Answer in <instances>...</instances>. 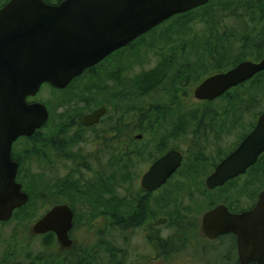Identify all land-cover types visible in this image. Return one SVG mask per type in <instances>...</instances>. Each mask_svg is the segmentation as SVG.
Segmentation results:
<instances>
[{
	"label": "water",
	"instance_id": "95a60500",
	"mask_svg": "<svg viewBox=\"0 0 264 264\" xmlns=\"http://www.w3.org/2000/svg\"><path fill=\"white\" fill-rule=\"evenodd\" d=\"M208 0H8L0 7V222L29 200L16 181L13 142L31 135L46 123L49 110L41 102H28L41 85L63 89L85 69L170 17L190 11ZM264 71V56L243 60L224 72L206 77L194 89L197 100H213ZM106 107L82 117L86 125L97 123ZM264 152V112L254 128L225 156L207 177L209 188L223 185L244 173ZM181 153L170 150L158 158L142 177V186L153 190L180 166ZM73 211L66 204L52 206L31 226L33 235L55 234L61 248H69ZM218 219V229L211 225ZM209 237L232 231L238 236L239 264H264V189L255 206L230 214L218 205L203 218Z\"/></svg>",
	"mask_w": 264,
	"mask_h": 264
},
{
	"label": "rangeland",
	"instance_id": "374dc122",
	"mask_svg": "<svg viewBox=\"0 0 264 264\" xmlns=\"http://www.w3.org/2000/svg\"><path fill=\"white\" fill-rule=\"evenodd\" d=\"M4 1L0 0V6ZM48 1L56 3L57 0ZM235 2V0H225V7L228 8L224 12H216L219 23L218 30H215L213 35L209 33L204 34V22H195L197 18L195 17L193 20L191 15L176 20L171 19L141 37L132 47L121 51L115 56L108 57L104 63L96 66L95 71L91 75H82L62 91H53L50 86L43 85L32 99L47 106L50 112L48 121L50 125L54 123H66L67 114L80 113L92 109L99 104H104L110 109L109 120L106 124H113L117 120V117H120L119 119L125 125H129L133 122V119H137V115L140 112L146 111V108L149 110L152 107H168L171 110L178 108L177 116H165V113H159L155 117V121L157 122L154 123L153 128L146 132L139 143L137 142L133 145L131 149H136V151L141 150V155H138V158H133L132 171L141 173L148 167L152 157L155 158L160 155L157 144L161 139L167 145V149L175 146L184 151L186 153L185 162L189 163V165L192 162L193 155L196 156L198 154V146L203 148V154L206 155L208 161L212 159L217 161L240 142L241 136L246 134L256 121V117H258L257 113L262 112L264 109V74L257 76L253 84L259 85L251 89L253 90L252 94L254 98L248 112H244L242 115L237 112L228 113L219 126H214L215 128L213 129L218 132H212L207 127L204 130L205 139H196L192 132L198 119H191V116L186 117V115L196 110V113H199L202 102H198L194 98L193 90L205 77L213 74L214 71H210L209 65L205 64L206 66L204 65L201 69L199 68V76H196V78L192 77L188 81H184L183 79L178 80L176 71H178V68L180 71L183 69V63H190L191 68H196L198 71V68L195 66L196 57L190 51L185 50V44L194 37H198L196 46L199 49L203 36L211 38L218 43L217 49H220L219 47L226 45L227 37L223 36V34H226L232 38L233 42V50L230 53V57H243L244 55L246 57L244 60L256 61L260 59V54L264 53V31H260L257 35L254 28L256 20L260 17V11L259 9L255 10V16L252 19H249L247 14L241 15L246 19H237L230 12V8ZM260 18H262L263 22L264 18ZM188 22L193 23L191 33L187 37L185 35L179 38L176 30L172 28L174 26L183 28ZM255 35L257 37L252 40V37ZM248 39L251 40L247 47L244 46V43ZM257 41H260L261 44L255 45ZM240 47L245 49H240ZM204 51L209 56L211 47L205 48ZM201 55L203 53L199 57ZM164 57H168L170 61H164ZM159 63H171V67L168 69V78L161 83L156 91L139 97L134 91L133 81H135L139 74L149 71ZM224 64L226 63L223 60L222 65ZM230 68L232 66L227 67L226 70ZM115 70L119 72L116 73ZM116 79L121 81L119 85ZM172 96L175 97L174 101L170 100L167 102L165 100L167 97L171 98ZM248 96L247 93H243L245 103L247 99H250ZM222 103L221 101H215L211 104V107L221 110ZM123 113H128L129 116L127 117ZM125 118L126 120H124ZM176 118L184 121L185 132L180 135L176 133V137H169L170 131L175 130V126L172 124H175ZM204 123L208 124L207 118H204ZM16 147L23 156L24 162L19 171V180L23 183L25 189L33 194V200L26 209L20 210L6 223L0 224V264H2L5 257L9 258L8 264L12 262H17L18 264H37V255L42 253L44 248L41 244L40 235L34 237L30 229L32 224L47 211L45 209L49 207L48 203L52 199L50 195L54 192V190L49 188L48 192H46L49 195L48 197L45 196L46 194L39 193L37 183L41 185L45 182L50 185V179L53 178L54 174L51 173L49 167L45 168L43 175L37 171L38 159L33 156L31 148H29L30 144L20 141ZM26 148L29 149V153L24 155L23 150ZM107 159L106 155V165ZM208 170L209 166L207 165ZM107 171H109L108 168ZM63 173L64 171L61 170L58 172V175ZM250 177L253 178L252 175ZM37 178L39 182H37ZM202 178L204 177H198L195 184L187 181V189L193 193L191 197L195 201L200 196L195 185H198V182L201 183ZM239 181L227 186L224 190L218 191V201L226 199L228 195H231L238 188ZM34 184L36 185L35 188L32 187ZM261 184H264V181H254L248 187V191L244 193V196H239V206L242 204H252L258 191L263 186ZM132 186L127 187V189L129 191L132 190ZM121 196H125L124 193H121ZM70 197L73 207L75 206L76 209L75 225L72 231L74 246L70 248L71 255L70 253L66 254L69 259L63 264H138L142 256L150 255L149 241L146 242L141 235L142 231L140 229L137 232L135 230L118 231L114 226H110V223L104 225L100 221L101 218L100 220L98 218L99 212L85 206L84 203L78 201L79 198L75 195H71ZM206 203L207 201H204L201 207L206 206ZM187 204L190 205L189 202H185V205ZM43 205H46V207H43ZM109 206L107 205V207ZM166 213L170 212L167 211ZM196 215V211L192 212L193 218ZM160 230L165 236L172 235L173 233V229L166 226H160ZM74 253L75 255L73 256ZM119 259L121 262H119ZM145 262H147L146 264L153 263V261L151 263L150 261Z\"/></svg>",
	"mask_w": 264,
	"mask_h": 264
},
{
	"label": "flooded vegetation",
	"instance_id": "af4514ba",
	"mask_svg": "<svg viewBox=\"0 0 264 264\" xmlns=\"http://www.w3.org/2000/svg\"><path fill=\"white\" fill-rule=\"evenodd\" d=\"M60 1L61 0H57L56 3ZM48 3L51 2L48 1ZM203 5H200L196 8H199ZM172 17L155 26L148 32L140 35L125 46L115 50L95 66L85 69L84 72L88 69L90 70L91 68H93L95 71L96 66L104 63L108 57H111L112 55L115 56L121 51L132 47L137 43V40L141 39V37L147 35L153 29L157 28L163 23L169 21ZM178 70L180 71V69ZM224 71L227 70L217 71L213 74ZM71 82L68 84V86L71 84ZM120 83L121 81L117 82L118 85ZM43 85L55 88L48 83H44ZM43 85H41V87ZM219 97L210 100V102L215 101ZM27 101L37 102L33 101L32 97H28ZM197 101L202 103L209 102L207 100ZM99 107H106V112L100 117L99 121L90 125L83 124V115L89 114ZM262 112H260L258 116ZM159 113H165V116H177L178 108L173 110L168 109V107H152L150 110L146 108V111L140 112L137 115V119H133V122L128 126H132L133 129L137 126H143L144 130L148 132L149 129L151 130L153 128L154 123L157 122L155 121V117H157ZM195 114L200 115V113ZM109 115L110 109L104 104H99L92 109H88L80 113L67 114L66 123H54L50 125L48 123L50 117L49 112V117L45 124H43L39 129H36L29 136L23 135L18 137L12 144L11 157L12 160L18 165L16 181L21 184L22 191L29 195L30 191L25 189L23 183L19 180V171L24 163L23 156L16 147L20 141H25L26 143L30 144L29 148H31L33 156L38 159L37 171L39 173L43 175L45 168L49 167L51 169V173L54 174L53 178L50 179L49 185L50 189L54 190V192L50 195L52 199H50L48 203L49 205L47 204L49 207L46 210L50 209L52 206L60 204H66L72 209L74 214L73 225L68 233L69 238L72 240V244L69 248L74 246L72 231L74 229L76 217V209L75 206L73 207V202L70 196L75 195L77 198H79V194H83L85 197H88L93 193L94 197L92 200H90L91 202L84 203V205L93 211L99 212L98 218L99 220L101 218L100 221L104 225L112 222L118 231L135 230L137 232L140 229L142 231L141 235L143 238L146 240V242L149 241L150 255L145 257L142 256L139 259L140 263L138 262V264H146L147 262L145 261H150V263L153 261L154 264H239L240 258L237 234L232 231H226L223 233H218L213 237H209L204 230L203 218L207 212L215 209L218 205L224 206L230 214H241L242 212L249 211L255 206L259 193L264 189V184H261L263 186L258 191L257 196L252 204H242L239 206V196L242 195L241 197H243L244 193L248 191V187L251 186L254 181H264V174H257L256 172L250 170L252 167L257 165L259 156L263 152L258 156L256 162L248 167L244 173L238 174L237 176L227 180L223 185L209 188L206 185V179L214 172L220 161L232 150H234L241 140L251 132L257 122L258 117H256V121L249 131L241 137L240 142L230 151L226 152L217 161L213 159L208 161L206 155L203 154V148L198 146V155H193L192 162H190L189 165V163L187 164V162H185L186 153H184V151L175 146L167 149L168 147L165 144V149L158 150L160 155L156 156L155 158L152 157L148 167H146V169L141 173H137L132 171L131 165L133 158H138V156H136V149L131 148L135 143L143 138V134H137L138 132L135 130L133 134V141H131L132 143L129 146L131 151L134 152L133 156L130 157L129 170L121 172L120 165L123 164L122 159H125L124 161L127 160V157H123L121 155V148L123 144L120 134L121 124L122 126L125 124L121 123V119H119L120 117H117V120L115 119L116 121L113 122V124H106V122L109 120ZM124 120H126V118ZM180 120L181 119L176 118L175 124L173 123L172 125L176 126L180 124ZM207 127L210 128L212 132H218L217 130L213 129L215 128L213 125L209 126L203 123L197 128L195 127V136L197 138L205 139L204 130ZM179 130L180 126L175 129L178 135L182 133H179ZM45 136L50 137V162H47L43 158L37 157V146L40 148V145L45 143L43 142V140H45ZM112 136H117V140L112 141ZM110 143H113L115 146V161L112 168L113 172H111V169L107 171V165L105 162L107 154L106 146ZM170 150H177L181 153L182 160L180 166L167 178L163 184H161L156 189L148 190L144 188L141 183L143 175L149 170V168L158 158ZM27 153H29L28 148L23 150L24 155ZM127 162L128 161H126L124 164H127ZM207 165L209 166L208 171ZM61 170H63L64 173L58 175V172ZM250 175H252L253 178L250 177ZM107 176L110 179L113 178L111 181V183H113L112 189L108 191L105 188ZM202 176L204 178H202L201 183L198 182V185H195L198 193L200 194L199 199L195 201L191 197L193 193L189 192V189H187V181L195 184L196 179ZM238 181V188L236 187L237 189H235L231 195H228L226 199L218 201V191L224 190L227 186L237 183ZM129 186H132V190L130 191L127 189ZM39 192L42 193L41 191ZM120 192L124 193L125 196L122 197ZM42 194L45 195L44 193ZM78 201L82 202V200ZM204 201H207V203L206 206L202 208L201 204L204 203ZM110 202H113L112 205L109 204ZM185 202H189L191 206L189 204L185 205ZM107 205H110V208L107 207ZM167 211L170 213H166ZM195 211L197 215L195 218H193L194 216H192V212ZM6 222L7 221H3L0 222V224ZM160 226L172 228V235H163L160 230ZM218 226V219H216L213 225H211V234L217 231ZM122 227H125V229ZM33 236L37 237V235ZM8 259L9 258L5 257L2 264H8ZM119 262H121L120 259ZM11 264L18 263L12 262ZM249 264H256V262L250 261Z\"/></svg>",
	"mask_w": 264,
	"mask_h": 264
},
{
	"label": "trees",
	"instance_id": "16d2710c",
	"mask_svg": "<svg viewBox=\"0 0 264 264\" xmlns=\"http://www.w3.org/2000/svg\"><path fill=\"white\" fill-rule=\"evenodd\" d=\"M7 0H5L3 3H5ZM47 1L48 0H44ZM235 4L230 8V12L232 14H234L233 16L237 19H246L244 16H241L242 14L244 15H248L249 14V19L254 18L255 14L254 11L259 9L260 11V17L264 18V0H235ZM3 3L1 4V6L3 5ZM225 0H208L207 3H205V5L196 8V9H192L190 11L181 13V14H177L175 16H173L171 19H179V18H183L187 15H191V18H193V20L195 19V17L197 18L195 20V22L198 21H203L204 22V27H203V31L204 34H210L213 35V33L215 32V30H218V21H217V16H216V12H224L228 7H225ZM0 6V7H1ZM243 9V10H242ZM194 15V16H193ZM197 15V16H196ZM200 15V16H198ZM258 18L254 24V28L256 29L255 32L257 33V35L259 34L260 31H264V21L262 22V18ZM170 19V20H171ZM169 20V21H170ZM182 24V23H181ZM193 23H187L186 26H184L183 28L178 27V26H174L172 29H175L176 32L178 33L177 36L179 38L183 37L186 35L191 33L192 28H193ZM174 25V24H173ZM176 25V24H175ZM254 32V33H255ZM263 33V32H262ZM176 34V33H175ZM257 35L252 37V40L257 37ZM261 35V34H260ZM223 36L227 39L226 41V45L224 47H219L218 48V43H216L214 40H212L211 38H205V36L200 37L202 38L201 40V44H200V49L198 48L197 45V38L198 37H194L193 39H191L188 43L185 44V50L186 51H190L191 53H193V56L196 57V62H195V66L198 68L197 69H193L190 66V63H184V67H183V72L182 71H176V77L180 79H183L184 81H188L189 79H191L192 77L199 76L200 70L202 67H204V65H209V69L210 71H222V70H226L227 67H234L235 65H237L239 62L243 61L244 58H246L244 55L243 57H239V56H232L230 57V53H232L231 51L232 49V38H230V36L223 34ZM140 40V39H139ZM137 40V42L139 41ZM188 40V38H187ZM251 39H248V41L246 43H244V46H247L250 44L249 41ZM229 42L230 46H229ZM261 44L260 41H257V43L255 42V45H259ZM211 47V53L208 56L206 51H204L205 48L207 47ZM189 49V50H187ZM240 49H245L243 47H240ZM201 53H203V55H201L199 57V55ZM243 53V52H242ZM264 54V53H263ZM263 54H260V58L263 56ZM164 61H170L168 59V57H164L163 58ZM223 60L225 61L226 64L222 65ZM200 63V64H199ZM205 65V66H206ZM95 66V65H94ZM171 67V63H159L157 66H155L154 68L150 69L149 71H146L142 74H139L135 81H133V86H134V91L137 95L143 96L147 93H151L153 91H156L161 83H163V81H165L168 78L169 75V71L168 69ZM94 72V69L91 68L90 70L88 69L87 71H85L84 73H82L80 76L74 78V80H77L78 78H80L82 75L88 74L91 75ZM264 74V71L257 73L256 75H254L252 78L246 80L245 82L230 88L228 91H226V93L224 95H222L221 97H219L218 99H216L215 101H221L222 103V109L221 110H216L215 108L211 107V104L215 101H209V102H205V103H201V111L199 112L200 115H196V111H193L192 113L190 112V114L188 113L186 115V117H190L192 118H197V122L194 126V131L192 132L194 137L197 139V137L195 136L196 134V129L198 126L202 125L204 123V118H207L208 120V124L209 126L213 125V126H219V124L221 122L224 121V117L225 115H227L228 113H240V115H242L244 112H248V109H250L251 105H252V100L254 98V95L252 94L251 90L252 88H256L259 84L257 85H253L256 77L260 76ZM73 80V81H74ZM73 81L71 82V84L73 83ZM250 84V85H248ZM68 87V86H67ZM66 87V88H67ZM64 88V89H66ZM64 89H55L52 88L53 91H62ZM166 89V88H165ZM173 93H174V89H173ZM243 93H247V95H249L248 97L250 99L246 100L245 103V97H243ZM175 97L172 96L171 98L167 97L165 100L167 102H169L170 100L174 101ZM264 111V109L262 110ZM261 112V111H260ZM259 112V113H260ZM257 113V114H259ZM123 115H126L127 117L129 116L128 113H123ZM182 118V117H181ZM122 123V122H121ZM180 124L176 125L174 127V129H176L178 126H180V130L178 131L179 133H184L185 132V123L184 121L181 119L179 121ZM182 124V127H181ZM206 124V123H204ZM252 127V126H251ZM250 127V128H251ZM138 129V130H137ZM138 132L137 134H146V131L144 130L143 126H137V127H133L132 126H128V125H123L121 124V137H122V148H121V155L123 157H127V164H124L126 161H124L125 159H122V163L120 165V171L121 172H125L129 170V164H130V157L133 156V151H131L130 149V144L132 143L131 141H133V134L134 132ZM176 131L172 130L169 133V137H173L176 135ZM245 135V134H243ZM242 135V136H243ZM241 136V137H242ZM45 140H43V144L40 145V148L37 146V157L43 158L44 160H46L47 162H50V137L49 136H45L44 137ZM241 139V138H240ZM112 141L117 140V136H112L111 137ZM141 140L138 141V143ZM195 144V143H194ZM107 149V168L111 169V172H113V166H114V161H115V154H114V150H115V146L113 145V143L107 144L106 146ZM157 149L158 150H162L165 149V143L162 142V139L158 142L157 144ZM141 155V150L136 151V156ZM198 155V154H197ZM253 172L261 173L264 174V152L259 156L257 165L252 167L250 169ZM113 178H109L108 176L106 177V190H111L112 189V181ZM37 182H39V179L37 178ZM35 184L32 185V187L35 188ZM37 188L38 191H41L42 193L46 194V192H48L49 190V184L47 183H43L41 185H38L37 183ZM40 193V192H39ZM45 196H49V195H45ZM94 197L93 193L92 195L85 197L83 194H79V200H82L83 203H90ZM44 199V198H41ZM33 200V194L31 192H29V200L28 202L23 205L20 208H17L14 210L13 212V216H15L20 210L22 209H26L28 207V205L32 202ZM46 200V199H44ZM113 202H110L109 204L112 205ZM47 205V204H46ZM46 205H43V207H45ZM46 210V209H45ZM97 212V211H96ZM11 217V218H12ZM10 218V219H11ZM9 219V220H10ZM8 220V221H9ZM110 226H114L113 223H110ZM125 229V227H122ZM38 236V235H37ZM41 237V244L42 247L44 248L42 253H39L37 255V264H63L66 260L69 259V257L66 256L67 253H70V248H61L59 246V244L57 243L56 237L54 235L53 232H48L45 234L40 235ZM109 252V250H108ZM75 255V253L73 254V256ZM50 259V260H48Z\"/></svg>",
	"mask_w": 264,
	"mask_h": 264
}]
</instances>
